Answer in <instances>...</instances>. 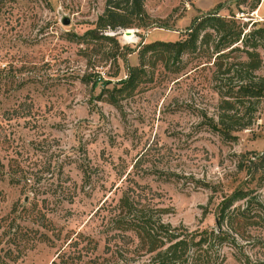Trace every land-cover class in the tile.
Returning <instances> with one entry per match:
<instances>
[{"label":"rangeland","instance_id":"374dc122","mask_svg":"<svg viewBox=\"0 0 264 264\" xmlns=\"http://www.w3.org/2000/svg\"><path fill=\"white\" fill-rule=\"evenodd\" d=\"M105 1L0 6V264H158L180 235L205 232L215 244L187 264H264V98L237 142L209 127L223 34L206 29L178 57L149 52L146 82L116 92L144 45L186 41L211 13L259 45L264 77V0H143L139 25L114 32L97 26ZM226 43L216 62L238 69L253 48ZM129 203L151 209L171 242L151 250L123 224Z\"/></svg>","mask_w":264,"mask_h":264},{"label":"trees","instance_id":"16d2710c","mask_svg":"<svg viewBox=\"0 0 264 264\" xmlns=\"http://www.w3.org/2000/svg\"><path fill=\"white\" fill-rule=\"evenodd\" d=\"M7 1V0H6ZM8 2H15V0H8ZM5 3V0H0V6ZM218 8H221L220 6ZM143 0H106L103 14L97 20L98 29H109L110 31H118L119 29H130L139 25L143 16ZM210 29L218 35L223 34L221 43L214 46V63L216 64V81L219 86L216 88L219 97V104L217 107L216 120L209 121L211 130L218 134L224 143H235L238 140V134L249 130L259 119L257 114L258 105L264 98V77H259L256 72L261 67V58L256 51L259 46L256 43L252 45L247 44L245 35L240 39L241 33H236L229 27L217 13H211L205 18L198 20L196 23L187 29L188 38L183 42L163 43L154 42L144 45L139 52L141 63L137 67H127V75L124 80H120L119 89L116 91L120 94H132L142 83L146 82L147 71L145 70V63L143 59L146 54H161L167 53L174 57L180 56L183 52H193L196 50V42L201 32ZM259 40L264 43V27L257 31ZM93 35L92 31L87 33ZM103 37L102 35H100ZM207 37H211L208 35ZM105 39L112 37L104 36ZM220 39V40H221ZM203 42V37L201 39ZM227 42L226 49L231 48L238 42L243 43L244 47L250 46L252 51H245L246 61L239 64V68L222 63L217 64L218 58H225L227 55L222 53L224 50L220 49L222 42ZM236 47L231 48L228 52L236 50ZM231 72L233 73L232 75ZM227 77L228 79H222ZM228 81V85L226 82ZM237 81L235 84L234 82ZM261 167L264 165V158L260 159ZM248 174H251V168H247ZM125 209L129 214V219L120 220L123 224H128L134 227V230L146 240L151 250L156 248L157 243H161L163 239L165 243L171 242L175 234L169 227H163L156 222L155 215L151 209L140 207L137 208L134 204H127ZM130 220V221H129ZM120 239H126L132 243L128 236L118 235ZM196 236H189L182 234L179 236V241L175 244H170L164 251L158 252L156 261L158 264H187L195 259L197 250L201 249L203 245L210 246L211 243L216 242L217 238L208 235L206 232L199 235V240L195 242ZM163 243V245L165 244ZM195 248V253H191L189 247ZM106 248H109L106 245ZM211 254V248H208ZM95 250V246H93ZM108 250V249H107ZM207 260L211 262L212 255L208 250L202 251ZM201 256V254L199 255ZM198 256V257H199ZM69 257V256H68ZM66 259L60 258V264H72ZM79 257V256H78ZM64 258V256H62ZM80 258V257H79Z\"/></svg>","mask_w":264,"mask_h":264},{"label":"water","instance_id":"95a60500","mask_svg":"<svg viewBox=\"0 0 264 264\" xmlns=\"http://www.w3.org/2000/svg\"><path fill=\"white\" fill-rule=\"evenodd\" d=\"M62 24L65 25V26L69 25L70 24L69 19L68 18H64L62 20ZM123 35L130 36L132 34L130 33V31H125V33H123Z\"/></svg>","mask_w":264,"mask_h":264}]
</instances>
